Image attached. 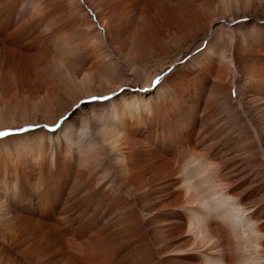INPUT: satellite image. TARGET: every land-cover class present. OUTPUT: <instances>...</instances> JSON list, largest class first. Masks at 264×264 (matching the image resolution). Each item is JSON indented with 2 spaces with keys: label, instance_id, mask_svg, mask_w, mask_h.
Returning <instances> with one entry per match:
<instances>
[{
  "label": "rangeland",
  "instance_id": "374dc122",
  "mask_svg": "<svg viewBox=\"0 0 264 264\" xmlns=\"http://www.w3.org/2000/svg\"><path fill=\"white\" fill-rule=\"evenodd\" d=\"M41 1L37 0L35 3L34 0H7V2L4 0L6 6L0 4V13L2 12L3 18L9 19L10 30L14 28L15 32L17 30L16 36L22 53L15 54L14 57L9 55L8 58L2 56L1 62L16 67L18 72L20 70L19 75L29 80L32 77V81L34 80L41 87L38 99L30 103L20 95L16 97L15 103V97L4 98L0 87V114L2 113L3 116L0 115V132L11 133L6 137H0V208L3 207L7 215L6 218L0 219L2 222H0V264H78L77 261L81 257L84 258V264H204L207 261L205 254L207 246L199 244V239L206 234L202 225L204 223L200 220L201 215L200 218L197 215L194 218L189 210L181 206L182 197L185 196L186 199V195H183L182 187L179 186L184 179L183 176L187 175L186 172L190 173L195 166L200 167L202 158H209L212 162L214 159L221 167L218 173L204 170L203 174L198 176L200 179L204 175H210V180L203 185L207 189L203 194L207 196L206 200L217 198V196H208L224 186L231 195L233 194L232 196L238 197L236 200L240 205L250 210L249 214L246 213L248 210H245V215L240 212L241 218L243 216L240 222L245 223L244 228L240 226L243 228H240V231L244 232L245 227L249 229L250 223H254L248 222L247 215H254V220L262 217L261 220L264 219V174L258 172L259 169H264V143L261 142L260 146L257 130L253 126V122L260 118L259 111L246 104L230 106L225 97L217 96L218 93L213 91L211 83L201 81L198 73L206 61V49L212 43L216 29L220 30V40L213 41L220 45V52L215 54L217 58L221 51L223 52L224 49L228 51L235 46V42L229 37L230 30L237 33L238 41L240 40L248 49L264 43V0H254L253 6L242 8L243 10L231 6L230 8L233 9L229 8L231 11L227 12L217 7L214 0L215 6H209L211 18L218 21L214 27L204 20L195 24H185L183 21L168 35H163L156 28L150 34L136 32L132 38L123 36L129 48L125 51L126 54L122 53L121 56L114 51L111 42L106 41L100 17L90 1L81 0L79 5L73 0H56L57 3L55 0L54 2L50 0L52 2L50 5H46L49 0ZM62 1L72 10L67 7L65 13L55 11L53 17L44 14L45 10L48 12L50 8L54 11L53 7L57 10ZM192 1L185 0L189 5L196 6L199 3L198 0ZM219 1L221 0H217ZM84 13L89 15V23H94L96 29L98 28L94 35L91 34L92 38L102 35L105 40L103 47L101 45L99 48L103 50L98 49V51L104 53L107 52L105 49H109L108 53H112L111 57H114L116 65H110L116 70L115 73L107 70L106 64L101 65L98 58H90L91 53L86 52H93L91 35L85 33L86 30L79 31L77 26L70 23L76 16L79 19L83 18ZM43 15L46 17L44 18ZM112 15L110 16L112 18H109V21H114L111 26L121 32L118 24L119 14L115 12ZM60 18L64 21L62 22ZM65 19L68 21L65 22ZM41 22L44 24L42 25ZM48 24L50 26H47ZM200 26L204 28L201 29ZM62 27L64 30L60 31ZM76 28L78 32L74 31ZM65 41H69V44ZM36 43H39L38 46ZM62 43L64 45L66 43L65 47ZM49 45H52V48ZM45 49L52 50L51 54ZM57 49L59 54L58 51L55 53ZM83 49L87 51L83 53ZM79 52H82L81 56ZM72 53L76 54L72 55ZM33 57L36 60H33ZM226 60L231 64L232 69L228 80H233L231 78L235 76L234 65L231 59ZM87 76L93 78V81H90L92 85L87 80ZM145 79L149 81V85ZM77 81L79 84H76ZM86 81H88L87 85ZM44 88L48 89L45 91ZM148 88H151V91ZM198 94H201L204 100L209 96L213 102L210 108L213 112L209 114L211 116L215 113L217 119L219 118L220 124L212 118L211 120L213 126L216 124L218 130L222 131L223 139H219L218 136L209 141L201 136L199 123H192L191 119L194 116L199 122L200 114L204 109V100L198 110L194 107ZM233 95L235 96V93ZM132 97L135 98L131 99L133 100L131 106L137 105L142 100V105L150 104L153 109L150 123H147L146 113L139 114L137 118L139 128L134 131L137 140L134 145L135 157L142 165L144 178L139 188L130 186L126 181V171L120 164L117 151H110L101 141L102 134L108 138L110 130L120 127L119 119L124 113L125 100H130ZM183 108L187 109L188 113L184 112ZM235 109L236 115L233 112ZM250 125L251 128H248ZM245 126L248 133L253 129L250 133L254 137L247 133L246 128V131L244 130ZM246 134L251 136L253 141L248 140ZM91 137L98 140L91 144L88 142ZM187 140L193 143L201 142L199 145V149L202 147L199 151L201 159L194 160L181 150ZM224 142L228 145H224ZM251 142H255L254 146ZM62 143L67 147V163L59 160V155L64 154ZM224 147H229V151L233 150L235 154L232 153V157L234 156L236 160L231 158V154L229 155V151H225ZM201 152L207 156L202 155ZM39 155L44 158V170L41 174L29 173V171L22 173L18 170L15 172L19 178L17 189L7 192L1 188L7 177L11 182L16 177L5 174L8 164L12 167L18 166L20 160L36 163ZM88 158L90 160H87ZM233 162L237 164L236 168L232 167ZM206 164L203 161L201 167L204 165L205 168ZM79 171L84 174H77ZM198 178L193 180L196 181ZM223 206L226 207L223 204L212 216H215V223L227 225L221 218L216 217L220 214L226 216ZM205 212L209 213V210L203 209V213ZM15 215L22 224L18 226L23 232L20 236H16V232L13 234L12 230L5 227L6 222H11ZM261 220L258 223L261 224ZM190 221L198 222L197 226L194 228L193 224L190 225ZM217 225L215 224L214 228L216 227L220 234L223 230ZM33 226H37L36 229ZM191 228L195 233L190 232ZM196 233L199 234V239ZM229 233L232 235L229 234V237H232L231 239L236 243L232 251L242 252L233 231L230 230ZM180 249L183 251L176 254Z\"/></svg>",
  "mask_w": 264,
  "mask_h": 264
},
{
  "label": "bare ground",
  "instance_id": "6f19581e",
  "mask_svg": "<svg viewBox=\"0 0 264 264\" xmlns=\"http://www.w3.org/2000/svg\"><path fill=\"white\" fill-rule=\"evenodd\" d=\"M34 1L36 3L37 0H34ZM42 1H44V0H42ZM51 1H53V0H51ZM64 1H62L59 4L57 10H56V7L51 6L55 10L53 11L50 8V11H48L49 9L47 10L48 12H46V10H45V13L44 14L47 15V17H51V16L53 17L54 14H56L55 11L56 12L57 11L58 12L59 11L60 12L61 11L62 12L64 11V13H65V10L67 11V9H68L67 7L70 8V6H67V4L64 3ZM67 1H69V0H67ZM73 1H74V3L76 5H79V2L81 0H73ZM88 1L91 2L92 6L94 7V9L96 10L97 14L100 17V20H101V23H102L103 29H104V35L106 36V41L111 42L110 44L114 47L113 48L114 51H116L117 54H119V55L120 54L122 55V53L126 54L125 51H128V48H129L125 44V41L122 38L123 36H129V37L132 38L133 37V34L136 33V32H146V33L150 34V33H152V30L153 29H156V28L159 29L163 35H168L174 29H176L179 26V24H182L183 21H185V24H188V23L195 24V23H199V21L204 20V22H207L208 21L209 24H210V26H212V27H214L216 25V23L218 22L217 19H212L211 18V14H210V11L211 10H210L209 6H215L214 5V3H215L214 0H198L199 3L196 4V6L195 5H189V3L187 4L185 2V0H88ZM5 2H7V0H5ZM55 2L57 3L56 0H55ZM258 2H261V1H258ZM50 3H52V2H50V0H49V2L46 3V5H50ZM67 3H69V2H67ZM253 3H254V0H221L219 2H217V0H216V3L215 4H216L217 7H221L222 9H225L226 12H227L228 10L231 9L230 8L231 6H235L236 9H242V8H244V9L246 8L247 9V8H250L251 6H253ZM0 4L1 5L3 4V6H4L6 3L4 4V0H0ZM72 4H73V2H72ZM75 4H73V5H75ZM258 4H260V3H258ZM76 5H75V7H76ZM36 8H38V7H36ZM69 10H72V9L70 8ZM69 10H68V13L70 12ZM75 10H76V8H75ZM4 12H5V9H4ZM76 12H77V10H76ZM81 12H82V10H81ZM115 12H117V14H119V21L120 22H118V24H119L120 29L122 30L121 32H118L117 30L113 29V27L111 26L112 22H114V21H109L110 20L109 18H112L110 16L113 13H115ZM10 13H12V12H10ZM221 13H223V12H221ZM57 14H59V13H57ZM2 15L3 14L1 12L0 13V87H1L2 96L4 98H6V99H9V98L11 99V97L12 98L15 97L14 103L16 102V97H18L19 95L25 97L27 103H30L32 101L34 102V100L38 99V94L41 91L40 90L41 89L40 85L37 84V83H35L34 80L32 81V77H31L30 80L29 79H26V78H23V76L19 75L20 70L18 72L17 69H16V67L14 68L11 65L9 66V65L1 62V57L2 56L8 58L9 55H10V57L11 56L14 57L15 54H18V53L22 54L21 53V50H20L19 40H18V38L16 36L17 30H16V32L14 30L15 28L13 29L14 31L13 30H10V28H9L10 27V25H9V19H7V17L3 18ZM62 16H63V14H62ZM88 16L89 15H87L86 13H84L83 18H81V19H79V17L76 18L77 17L76 16L75 18L72 19V21L70 23L72 25L77 26V28L79 29V31H80V29H83L84 31L86 30L85 33H88L90 35L93 33V35H94L95 31H97L98 28L96 29V25L94 23L93 24L89 23ZM116 16L117 15H115V17ZM212 16H213V14H212ZM216 16H217V14H216ZM38 17H40V16H38ZM45 17L46 16H44V18ZM63 18L64 17H62V19ZM40 19H42V18H40ZM40 19H39V21H40ZM46 19H48V18H46ZM46 19L44 20V22L46 21ZM37 20H35V21H37ZM63 21L64 20H62V22ZM67 21L65 19V22H67ZM44 22H41V24L43 25ZM16 24H17V22H16ZM45 24H46V22H45ZM42 25L40 27H42ZM47 26H50V25L48 24ZM61 26H62V24H61ZM63 27H64V25H63ZM212 27H210V28H212ZM49 28H51V27H49ZM77 28L74 31H77L78 32ZM196 28L198 29V27H196ZM200 28L203 29L204 27L203 26H200ZM225 29H227V28L225 27ZM20 30H21V28H20ZM63 30H64V28L62 30H60V31H63ZM83 30L81 32H83ZM70 32H72V31L70 30ZM77 32H75V33H77ZM219 32H220L219 29H216L214 31V35H213L214 37L212 38V43L210 44V46H207V49H206V58H205L206 61L202 64V67L198 71L199 77H200V79H201L202 82L211 83V86L213 88V91H215V92L218 93L217 96L218 95L219 96L221 95V96L225 97V99H227L229 101L230 106H235V105L242 106V105L246 104L248 106H251V108L253 107L254 109H257V111H259L258 116H260V118L257 121H254L253 122V126L257 130L258 139L260 141V146H261V142H262V144L264 143V43H261V45H256V46H253V48L248 49V47H246V45L241 44L240 40L238 41V38L239 37H238L237 33L235 34L234 32H232L230 30L229 32H231V33L229 34V37H231L232 40L235 42V46L231 47L230 50H228V51L224 49L223 52L221 51L219 58H217L215 56V54H218L220 52V45H218L217 43H214L213 41H216L217 42L218 40H220V34H219ZM53 33H50V34L51 35H54ZM65 33L67 34V32H65ZM68 33H69V31H68ZM50 34H48V36ZM83 34H84V32H83ZM129 34H132V36H130ZM43 35H47V34H43ZM67 35H69V34H67ZM59 36H60V34H59ZM96 36H97V33H96ZM101 36H98L96 38H92V35H91L90 36L91 37L90 39H91V44L93 46V49H92L93 52H91V51L86 52L87 49H85V51L83 49V53H85V52L86 53H91L90 54L91 55L90 58H94V59L95 58H98V60L101 62V65L102 64H106L107 70H111L112 72L115 73L116 70H114L113 68H111V65L110 64H112L114 66L116 64H114V61H115V60H113L114 57L113 58L111 57V54L112 53L111 52L108 53L109 49L108 50L105 49V51H107V52H104V53L102 51L101 52L98 51V49L101 48V45L103 47V45L105 44V40ZM157 36H158V34H157ZM43 38H45V37H43ZM40 39H41V43H42V38H40ZM47 40H49V39H47ZM76 40H78V39H76ZM88 40H86V43H87ZM55 41H56V39H55ZM60 41H62V40H60ZM72 41H73V39H72ZM68 42H66V43H68ZM66 43H65V45H66ZM38 44H37V46H38ZM52 44H57V43H52ZM65 45H64V47H65ZM49 46H51V48H52V45H49ZM105 47H106V45H105ZM138 47H139V45H138ZM70 48L71 47H69V49ZM58 49H60L59 46H58ZM58 49L55 50V53H56V51H58L57 54H59V50ZM131 49L133 50V48H131ZM43 50L44 49H42V51ZM77 50H78V48H77ZM99 50H103V48L102 49H99ZM48 51L51 54V51L52 50L51 51L50 50H46V52H48ZM39 52H40V50H39ZM61 53H63V52H61ZM79 53H80L79 56H81V53L82 52H79ZM92 53H94V54H92ZM73 54H76V53H72V55ZM66 55H67V53H66ZM87 55L89 56V54H87ZM59 57H61V56H59ZM74 57H75V55H74ZM69 58H70V56H69ZM47 59L49 60L48 57H47ZM226 59H231V63L234 65V68H235V70H234V73L235 74L234 75L235 76H234V78H231L233 80H228V77H230L229 76L230 75V70H232V69H231V64L228 63ZM33 60H36V58H34ZM90 60L92 61V59H90ZM69 61H70V59H69ZM53 62H54V60H53ZM37 63H39V62H37ZM51 63H52V61H51ZM218 63H220L221 65H217ZM60 64H62V63H60ZM52 65H54V64H52ZM101 65H99V66H101ZM45 66L46 65L44 64V67ZM67 71L69 72V67H68ZM93 71H94V69H93ZM86 72L88 73L89 71H86ZM23 73H24V71H23ZM71 73H73V71ZM103 73H105V72L103 71ZM21 74H22V72H21ZM29 75H30V73H29ZM91 75H93V73H91ZM104 75H106V74H103V76ZM81 76L83 77V75H81ZM84 77H86V76H84ZM33 78H34V76H33ZM34 79H36V78H34ZM78 80H80V78ZM87 80H89V82H90L91 80L93 81V78L91 76H87ZM176 80H178V79H176ZM75 81H76V79H75ZM178 81H180V80H178ZM87 82L88 81H86V85H87ZM146 82L149 85V81L146 80ZM166 83H167V81H166ZM76 84H79L78 81H77ZM47 85H46V87H47ZM91 85H92V83H91ZM82 86H84L83 85V82H82ZM149 87H151V86H149ZM46 89H48V88H46ZM46 89L44 88L45 91H46ZM148 89H150V91H151V88H148ZM154 91H155V89L153 90V92ZM233 93H235V96L233 95ZM49 95H50V93H49ZM49 95H48V98H49ZM149 95H151V94H149ZM133 98H135V97L130 98V100H127V99L125 100L124 111H123L124 113L121 116V118L119 117L120 118L119 119V125H120V127H118V129H115V130H110V133H108V135H109L108 138L107 137H104L105 135L102 134L101 141H103L104 144L108 145V146L105 145V147H108L110 149V151L111 150L117 151V153L119 155V158H120V164H121L122 168L126 171V175H125L126 176V181H128V183H130V186L135 187V188H139L141 182H144V178L142 176V165H141L140 161L137 160L136 157H135L134 145H135V142L137 140H136V138L134 136V131L135 130H138V128H139L138 127V120H137V118L139 117V114H141L142 112L146 113L147 123H150L151 122V117L150 116L153 114V109H152V105H150V104L142 105V100H140L137 105L131 106L130 104L133 101L131 99H133ZM39 99H40V97H39ZM1 100H3V99H1ZM203 100H204V97L201 94H198L197 101H196V103L194 105V107L196 108V110H198V108L201 106V103L203 102ZM18 101H20V100L18 99ZM215 102H217V101H215ZM8 103H9V101H8ZM112 103H113V101H112ZM191 103L194 104V102H191ZM47 104H48V102H47ZM212 104H213V102L211 101L210 97L207 96V98L204 100V104H203L204 105V109H203L202 112L200 111L201 114H200V120H199V122H198V120L195 119V116H194L193 119H191L192 120V123H195V124L199 123V125H200L199 126V132H200L201 136L204 137V138H207L209 141L218 138V136H219V139L222 138V131L220 132V130H218L217 126H215L216 125L215 123H214L215 125L213 126V124H212L213 121L211 120V118H212V119L216 120V122H218V124H220L219 123V120H218L219 118L217 119V117L215 116V113H214V115H211V116L209 114V112H213L210 109L211 106H212ZM14 106H15V104H14ZM31 106H33V105H31ZM15 107H17V106H15ZM7 109H9V108H7ZM254 109H252V111ZM15 110L17 111L16 108H15ZM182 110L184 112H187L188 113V110L187 109L183 108ZM235 111H236V109L233 112L235 113ZM3 114H4V112H3ZM235 115H236V113H235ZM134 127H136V128L134 129ZM245 128L247 130V127L246 126L244 127V130H245ZM248 128H251V125ZM252 130L253 129H251V131H249V133L252 132ZM245 131H244V133H245ZM199 132H198V134H199ZM105 133H107V132H105ZM247 133H248V130H247ZM248 134H246L245 136H248ZM251 136L254 137L253 134H251ZM251 136H248V140L253 141V138H251ZM95 140L96 139H94L93 137H91L88 142L91 143V144H93L98 139L96 141ZM240 141H241V139H240ZM242 141L244 142V140H242ZM235 142H237V141H235ZM200 143H201L200 141L199 142L196 141V143H193V142H190L189 140H187L186 142H184L181 150L185 151L188 155H190L192 157V159H194V160L195 159L196 160L198 159L199 160V158L201 157L199 151L202 148L201 147L199 149ZM210 143H212V142H210ZM221 143H222V141H221ZM230 143H232V142H230ZM239 143L240 142H238V144ZM254 143H252L253 146H254ZM63 144L64 143H62V145ZM226 144L228 145L227 142H226ZM226 144L224 142V145H226ZM249 145L251 146V144H249ZM233 146L235 148V144ZM253 146H252V148H253ZM243 148H241V149H243ZM246 148H247V145H246ZM101 149H102V147H101ZM224 149H225V151H229V147H227V148L224 147ZM209 150H210V148L208 149V151ZM230 150H232V149H230ZM238 150H239V148H238ZM62 153H64L65 155L64 154H62V155L60 154L59 155V160H62L63 163H67L66 160L68 159V157H67V147H66V145H63ZM211 153H212V151L210 152L209 155H211ZM232 153H233V150L228 152L229 155L231 154V158L232 159H235V158H233L234 156L232 157ZM243 153H244V151H243ZM201 154H202V152H201ZM204 154H202V155H204ZM233 154H235V153H233ZM39 157H40V155H39ZM39 157L36 160V163H33V162L26 163V162H28L27 160H20L18 166L12 167V166H10L8 164L6 166V172H5V174H12V175H15L16 177L13 178L12 182H11V179L7 177L6 178V182L2 183L1 188L3 190H6L7 192H13V191H15V189H17V186L16 185H18V183H19V181H18L19 178H18L17 174H15V172L18 171V170L21 171L22 173H25V172L29 171V173H36V172L38 173L39 172L41 174L42 171L44 170V158L43 157H40L41 158V160H40ZM189 159H190V157H189ZM87 160H90V158H88ZM202 160L207 163L205 165L206 166L205 168H204V165H203V167H201V165L203 163ZM202 160H201L202 163L200 165L201 168L195 166L191 170L190 173L189 172H186L187 175L183 176L184 179H182V181H181V183H180L179 186L182 187V189L181 188L180 189L183 191V195H186V199H184L185 196H184V198L182 197V199H183V202L182 203L184 205L181 204V206L184 207L186 210H189L192 213L191 215H193L192 217H194V218H195V215H197L198 218H200L199 216L201 215V219L200 220L201 221L203 220V223H204L202 225H204L205 230H206V231H204V232H206L205 237L199 239L200 236H199V234L196 233L197 234L196 235L197 238L200 240L199 241V244H201L202 246H207V250H206V253H205L206 254V257H207V259H206L207 261H205L204 264H264V219L261 220L263 217L261 216L262 217L261 219L254 220V217H253L254 215L253 216L247 215L246 216V219L248 220V222L253 221L254 223L253 224L250 223L249 229H247V227H245L244 232H243V231H240L241 230L240 228H242V227L244 228V224L245 223H242L244 221L240 222L241 219L243 220V216L241 218L240 215L242 213H244L245 210H248L249 208H245L243 205H240V203L236 200V199H238V197H236L235 195H234L235 197L232 196L233 194L231 195V193L229 192V190L226 187L224 188V186H221L220 189L218 188V191H215L214 190L215 192H213L212 195L208 196V197H213V196L216 197L217 196V198H213V199H210L209 198L210 200H206L205 198L207 196H203V194L207 192V189L204 188L203 185H205V183H207L210 180V177H209L210 175H207V176L204 175V177H202L200 179L198 178V176L201 173L203 174V171L204 170L205 171L208 170L209 172H212V173H218L221 167L218 165V163H216L214 161V159H212L213 162L210 161L209 158H202ZM190 162H193V161L191 160ZM230 162H232V160H230ZM172 163H175V162L172 161ZM236 163H238V162H236ZM236 165L237 164H234V162H233L232 167H235ZM186 169H187V167H185L184 170H186ZM49 172H50V170H49ZM258 172H260L261 174H264V169L261 168V169H259ZM80 173H83V172L82 171H79L77 174H80ZM256 174H258V173H256ZM196 178H198V180L194 181L193 179H196ZM190 180H193V181L190 182ZM143 184H145V183H143ZM218 186H220V185H218ZM125 199H127V198H125ZM223 204H225V206H226V207H224V206L222 207V208H224V211L226 212V216H223L222 215L223 216L222 217L221 214H220V216H216V217H218L219 219L221 218L223 221L226 222L227 225H221L222 223H218V222L215 223V219H214L215 216H212L213 214H215V210L217 208H220ZM178 206H180V205H178ZM7 208H9V207H7ZM202 208L205 209V211H208L209 210V213H207V212L203 213V209ZM242 209H244V210L243 211H239V210H242ZM200 210H201V212H200ZM5 212L6 211H3V207L0 208V219L2 217L4 218L5 216H7ZM240 212H241V214H240ZM248 212H250V210H248L246 213H248ZM202 215H203V217H202ZM244 215H245V213H244ZM18 219L16 218V215H15V218L13 217V219L11 220V222H6L5 221L6 222L5 227L6 228H9L10 230H12L13 231V234H15L14 232H16V236H20L23 233V232L20 231V228H18V226H20V224H21V221L18 220ZM260 220H261V224L258 223ZM201 221L198 220V222H201ZM23 223H24V221H23ZM197 223L194 222V221H190V225L193 224L194 225V228L197 226ZM215 224L216 225L218 224L219 227L220 226L222 227V230H223L222 233L218 234L219 233L218 232V229L216 230L215 229L216 227L214 228V225ZM223 224H224V222H223ZM199 226H200V224H199ZM240 226H242V227H240ZM36 227L37 226H35L34 228L36 229ZM201 228H203V227H201ZM21 230H23V229H21ZM190 230H191L190 232H194L195 233V231H193L192 228ZM203 230H204V228H203ZM230 230L233 231V233H234L233 235L237 239V240L236 239L235 240L236 241H239L238 243H240V245H241L242 252H240L239 250L232 251L233 250V245L236 244V243H235V241H233L231 239L232 237L231 238L229 237V234L232 233V232L229 233ZM247 230H249L250 232H252V234L251 233H247L248 232ZM242 233H243V235H241ZM245 234H246V236L244 237ZM12 236H15V235H12ZM230 236H232V235L230 234ZM17 238L18 237H16L15 240H17ZM195 239H196V237H195ZM181 251H183V250H181V249L178 250V253H176V254L181 253ZM77 262H78V264H84V258H82V257L79 258Z\"/></svg>",
  "mask_w": 264,
  "mask_h": 264
},
{
  "label": "snow or ice",
  "instance_id": "6c2138e0",
  "mask_svg": "<svg viewBox=\"0 0 264 264\" xmlns=\"http://www.w3.org/2000/svg\"><path fill=\"white\" fill-rule=\"evenodd\" d=\"M157 83H159V81H157ZM94 99H106V98H94ZM53 130H55V128H53ZM23 131V130H21ZM11 133L4 131V132H0V137H6L8 135H10Z\"/></svg>",
  "mask_w": 264,
  "mask_h": 264
}]
</instances>
